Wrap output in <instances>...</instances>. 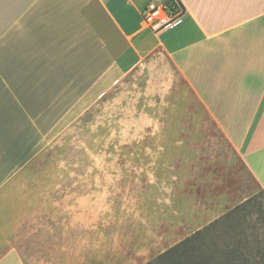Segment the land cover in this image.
I'll return each instance as SVG.
<instances>
[{"label":"crops","instance_id":"crops-1","mask_svg":"<svg viewBox=\"0 0 264 264\" xmlns=\"http://www.w3.org/2000/svg\"><path fill=\"white\" fill-rule=\"evenodd\" d=\"M151 1L0 0V264H31L32 247L30 254L22 249L33 242V219L26 215L32 207L24 202L31 193L21 186L33 175L35 161L131 73L146 67L160 72L155 93L170 101L158 129L165 133L162 147L166 151L173 140L171 120L180 115L179 129L189 131L193 156L174 175L162 151L153 189L173 200L155 208L154 241L142 231L129 256L126 237L115 254L118 264H146L264 192V0H176L178 22L161 29L145 18ZM159 55L170 63L168 76ZM225 145L235 148L242 178L250 176L255 188H227L224 174L214 175L216 160L206 156ZM71 207L81 230V199ZM64 219L58 221L62 245ZM88 227H97L95 214ZM235 238L233 251L214 257L218 264H264L257 237ZM81 241L74 237L75 244ZM65 252L62 246V264ZM82 260L77 247L73 264Z\"/></svg>","mask_w":264,"mask_h":264},{"label":"rangeland","instance_id":"rangeland-1","mask_svg":"<svg viewBox=\"0 0 264 264\" xmlns=\"http://www.w3.org/2000/svg\"><path fill=\"white\" fill-rule=\"evenodd\" d=\"M159 57L162 73L168 76L170 63L164 55ZM159 74L153 67L131 73L35 161L33 175L21 186L33 194L24 197L27 209L32 207L26 215L33 219V228H28L33 242L22 245L24 253L30 254L29 248L33 249L31 264H62V246L66 250L65 264H73L77 247L82 249V264H118L115 254L122 251L121 242L126 237H130L128 245L132 248L124 249L129 256L135 254L142 231H146L147 240L154 241L155 208L174 197L163 195V189L161 195L153 189L154 168L165 151V133L158 129L167 120L170 107L168 98L155 93L154 78L158 80ZM162 87L168 89V84ZM180 118L172 117L173 140L165 144V159L171 161L174 175L181 173L185 161L193 156L192 138L187 129H179ZM212 151L206 158L216 160L212 164L214 175L224 174V187L238 189L248 184L255 188L250 176L248 181L242 178L245 170L235 148L225 145ZM44 189L49 194L43 195ZM154 198L158 199L156 207ZM77 199H81L83 206L81 230L74 226L72 207L69 208ZM90 213L96 215V228L88 227ZM62 218L66 225L65 245L58 243ZM43 219L49 220L50 225L43 227ZM225 223L223 243L231 245L235 237L255 236L264 252L261 192L227 217ZM75 236H81V244L74 243ZM41 237L45 238L43 243Z\"/></svg>","mask_w":264,"mask_h":264},{"label":"trees","instance_id":"trees-1","mask_svg":"<svg viewBox=\"0 0 264 264\" xmlns=\"http://www.w3.org/2000/svg\"><path fill=\"white\" fill-rule=\"evenodd\" d=\"M166 4L170 8L177 7L176 0H166ZM261 193L264 195V192ZM225 221L224 219L215 221L146 264H218L219 261L214 260L216 254L233 251L230 245L222 242L225 235L222 226L225 227Z\"/></svg>","mask_w":264,"mask_h":264},{"label":"built area","instance_id":"built-area-1","mask_svg":"<svg viewBox=\"0 0 264 264\" xmlns=\"http://www.w3.org/2000/svg\"><path fill=\"white\" fill-rule=\"evenodd\" d=\"M176 9L170 8L166 0H152L145 11V18L154 29L177 23Z\"/></svg>","mask_w":264,"mask_h":264}]
</instances>
